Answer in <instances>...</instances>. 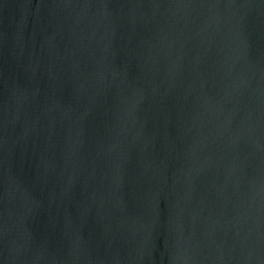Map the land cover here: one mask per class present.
I'll return each instance as SVG.
<instances>
[{
    "label": "water",
    "instance_id": "obj_1",
    "mask_svg": "<svg viewBox=\"0 0 264 264\" xmlns=\"http://www.w3.org/2000/svg\"><path fill=\"white\" fill-rule=\"evenodd\" d=\"M0 264H264V0H0Z\"/></svg>",
    "mask_w": 264,
    "mask_h": 264
}]
</instances>
